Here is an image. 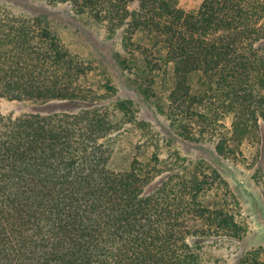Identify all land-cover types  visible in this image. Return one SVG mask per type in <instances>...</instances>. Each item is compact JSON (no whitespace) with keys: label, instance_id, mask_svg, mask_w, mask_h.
I'll return each instance as SVG.
<instances>
[{"label":"trees","instance_id":"trees-1","mask_svg":"<svg viewBox=\"0 0 264 264\" xmlns=\"http://www.w3.org/2000/svg\"><path fill=\"white\" fill-rule=\"evenodd\" d=\"M46 1L70 4L109 35L123 26L130 60L121 66L140 68L142 81L171 64L166 114L179 137L214 141L216 153L233 160L245 139L259 141L264 0H202L191 11L178 0ZM90 68L41 18L0 9V99L75 108L0 113V264H202L189 234L249 233L228 181L203 160L184 165L177 156L166 168L153 154L111 167L100 139L139 122L130 100L99 104L115 88L106 79L93 84ZM254 179L264 198V171ZM261 255L248 251L241 264H264Z\"/></svg>","mask_w":264,"mask_h":264},{"label":"rangeland","instance_id":"rangeland-1","mask_svg":"<svg viewBox=\"0 0 264 264\" xmlns=\"http://www.w3.org/2000/svg\"><path fill=\"white\" fill-rule=\"evenodd\" d=\"M201 2L202 0H178V6L191 11L197 9ZM1 8L13 15L41 18L70 51L78 54L91 66L90 81L93 84H98L103 79L110 81L115 88V94L105 101H100L99 104L109 106L115 98L132 102V109L139 125L123 123L100 139L111 153L109 164L112 168H120L133 156L147 162L152 160L153 154H156L160 161L166 162L162 165L169 168L173 161H176L177 156H180L184 158V165L203 160L216 168L228 181L230 193L238 201L236 208L248 222L250 232L241 238L215 234H189L187 242L192 248L200 251L202 264H241L243 256L248 251L258 248L262 253L260 258L264 261V239H253L255 228L246 203L237 187L231 182L227 171L220 164L223 162L232 166L240 177L246 179L248 184L255 188L264 203L261 189L254 179L259 176L260 171H264V121L259 120V141L245 139L239 147L240 151L235 160L224 158L216 153L214 141L196 142L183 139L171 126L166 114L167 96L173 87L171 64L165 66V71L161 69L151 73L155 80L152 83L140 79L142 74L140 68L131 71L122 68L120 60L123 58L130 60L123 26L113 35H109L106 25L95 22L86 14L76 12L68 3H49L46 0H0ZM140 41L144 44L149 42L146 39ZM259 44L264 47V39ZM134 55L133 61L142 67L141 54L134 51ZM193 80V89H200V84L195 82V78ZM66 110L75 111V108L69 107L65 101L60 100L37 103L28 100L0 99V113L6 118L27 114L47 115ZM224 123L226 128H229V116L225 117ZM178 162L181 160L179 159ZM161 178L162 175H158L154 183L158 184Z\"/></svg>","mask_w":264,"mask_h":264},{"label":"water","instance_id":"water-1","mask_svg":"<svg viewBox=\"0 0 264 264\" xmlns=\"http://www.w3.org/2000/svg\"><path fill=\"white\" fill-rule=\"evenodd\" d=\"M221 166L227 171L231 182L237 187L243 197L250 214L251 221L255 228L254 240L264 239V203L254 187L248 184L247 180L240 177L235 169L220 162Z\"/></svg>","mask_w":264,"mask_h":264}]
</instances>
